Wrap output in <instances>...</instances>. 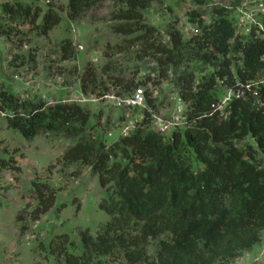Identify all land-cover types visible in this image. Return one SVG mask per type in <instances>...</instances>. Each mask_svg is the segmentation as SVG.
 <instances>
[{"label":"trees","instance_id":"16d2710c","mask_svg":"<svg viewBox=\"0 0 264 264\" xmlns=\"http://www.w3.org/2000/svg\"><path fill=\"white\" fill-rule=\"evenodd\" d=\"M51 1L43 14L38 6L19 3H4L0 10L45 36L60 24V12L69 21L81 20L107 0H67L61 9H55ZM153 1L120 0L110 14L109 29L122 38L119 51L136 46L134 60L155 62L158 78H146L153 87L168 80L169 69L177 71L175 89L185 104L186 128L164 138L151 130L150 114L143 110V120L132 133L105 144L94 137V128L88 127L91 115L80 105L19 102L11 93L0 91V114L8 129L25 140L38 134L70 138L72 145L57 162L63 167L88 168L106 193L98 209L108 220L94 235L80 232L79 254H74L77 245L66 234L51 238L46 247L38 245L56 262L218 264L238 258L261 240L264 171L254 167L253 159L259 151L264 154V84L259 83L264 79V34L256 36L252 31L240 37L229 10L221 7L214 10L216 20L210 25H204L194 10L188 12V22L200 28V34L188 40L182 39L177 20L172 21L169 42L163 43L156 28L144 20L143 11ZM192 1L199 5L203 0ZM261 22L264 29V18ZM3 35L9 33L0 26ZM58 53L62 61L71 60V40H62ZM195 62L213 67L212 72L196 81L191 69ZM116 71L114 62H107L99 72L87 65L78 78L80 90L96 97L131 93L139 70L135 68L130 79L109 74ZM239 84L250 86L244 90L247 99L232 100L228 118H219L211 108L217 93ZM145 96L152 110L156 101L148 93ZM238 142L245 143L240 148ZM7 167L0 159V169ZM31 187L36 204L17 214V222H37L55 205L49 185L32 181Z\"/></svg>","mask_w":264,"mask_h":264},{"label":"rangeland","instance_id":"374dc122","mask_svg":"<svg viewBox=\"0 0 264 264\" xmlns=\"http://www.w3.org/2000/svg\"><path fill=\"white\" fill-rule=\"evenodd\" d=\"M253 1L203 0L196 5L192 0H155L143 11V15L145 23L156 28L159 39L168 43V27L174 20H177L182 39L193 37L187 27H199L187 20L186 16L191 10L200 15L204 25H210L216 20L214 10L226 6L227 9L239 7L249 12L254 10ZM49 2L0 0V9L4 3H19L38 6L43 14ZM66 2L67 0H53L50 4L55 9H61ZM119 2L120 0H107L92 7L77 21L67 20L64 12H60V24L45 36L30 30L18 19H9L0 10V26L9 33L0 37V91L11 93L19 102L40 101L47 105L49 102L74 103L73 100H78L80 103L76 104L91 115L88 127L94 128V137L105 144L117 140L119 131L115 124L119 122L123 112L114 109L105 100L93 102L95 93L80 90L78 78L82 70L87 65H92L99 72L104 64L114 62L117 71L109 73L113 77L130 79L137 68L139 73L143 70L148 72L149 78H158L157 67L152 59L142 62L134 60L136 46L119 51L122 38L113 35L109 29L110 14L119 6ZM229 19L236 18L230 15ZM66 39L71 40L74 55L71 60L62 61L58 52L60 43ZM78 46L81 50H78ZM191 69L196 73V81H199L202 76H208L213 67L195 62ZM176 72L175 69H169L168 80L155 85L152 94H149L150 99L156 101L151 111L161 117L176 104ZM222 96L223 89L217 93V97ZM245 142L251 144L249 140ZM243 143L238 142L237 146L241 148ZM71 145L70 138L58 134H38L31 140H25L16 131L6 127L3 114H0V159L8 163L7 168L0 169V264H63L40 251L38 245L46 247L51 238L66 234L77 245L74 254H79L80 232L88 230L94 235L108 220L98 209V204L106 193L100 188L97 177L79 164L63 167L57 162ZM257 153L253 165L264 171V154L260 151ZM32 181L46 183L51 187L55 192V205L37 222H17V214L26 208L29 211L36 204L33 200ZM21 227L25 229L21 230ZM263 244L264 231L260 242L246 254L240 255L241 258L238 257L241 264H252ZM149 254H152V248ZM235 260L236 258L218 264H236ZM106 262L116 264L111 259Z\"/></svg>","mask_w":264,"mask_h":264},{"label":"built area","instance_id":"2783aa9c","mask_svg":"<svg viewBox=\"0 0 264 264\" xmlns=\"http://www.w3.org/2000/svg\"><path fill=\"white\" fill-rule=\"evenodd\" d=\"M254 10L245 12L242 8L235 7L234 9L228 8L230 15L233 16L232 19L233 27L235 33L241 36H248L252 31L255 32L256 36H261L264 34V29L262 27V19L264 18V4L263 0H254ZM245 5V4H244ZM248 5V4H246ZM245 5V6H246ZM226 9L227 7L224 6ZM204 24V21H203ZM189 29L190 35L199 34V28ZM81 50V47L78 46V50ZM149 78V74L146 71H142L135 79L137 84L136 88L129 94L124 95H115L114 93H108L101 97H94L93 102L104 101L109 103L114 109L120 110L123 113V119L115 124L117 130L119 131V137H125L132 133L137 124L143 120V110H147L150 114V126L151 130L156 134L167 138L170 136L172 131L184 129L187 127L188 122L185 115V104L178 97L175 89L176 104L173 105L172 109L164 117H161L156 114V112L148 109L146 105V93L152 94L153 86L150 81H146V78ZM152 80V78H150ZM259 83L264 84V79H260ZM244 90L249 91V85L239 84L237 88L224 87L223 96L218 97L217 102L211 106L214 112H216L221 119H227L229 116L228 107L232 100L243 99L246 100L244 95ZM150 96V95H149ZM83 98V96H82ZM174 100V99H173ZM172 100V101H173ZM74 103H80L78 100H73ZM255 103V102H254ZM54 102H49L46 106L54 105ZM113 122L110 123V126ZM113 130V129H112ZM116 130V128H115ZM110 137V133L108 134ZM118 137V138H119ZM242 256H239L241 258ZM239 258H236L235 263L241 264ZM264 244L261 247V250L257 257L253 258L252 264H264Z\"/></svg>","mask_w":264,"mask_h":264},{"label":"crops","instance_id":"0c3cea01","mask_svg":"<svg viewBox=\"0 0 264 264\" xmlns=\"http://www.w3.org/2000/svg\"><path fill=\"white\" fill-rule=\"evenodd\" d=\"M167 114H168V113H166V115H167ZM166 115H165V116H166ZM250 250H251V249H250ZM250 250H248V251H250ZM248 251H247V252H248ZM247 252L241 253L240 255L246 254Z\"/></svg>","mask_w":264,"mask_h":264}]
</instances>
